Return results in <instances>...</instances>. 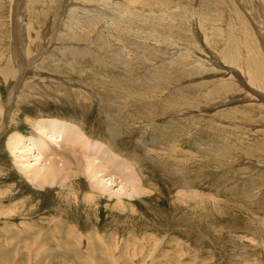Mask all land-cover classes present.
<instances>
[{
    "label": "rangeland",
    "instance_id": "rangeland-1",
    "mask_svg": "<svg viewBox=\"0 0 264 264\" xmlns=\"http://www.w3.org/2000/svg\"><path fill=\"white\" fill-rule=\"evenodd\" d=\"M14 87L0 264H264V0H0L3 105ZM27 118L80 126L145 193L29 183Z\"/></svg>",
    "mask_w": 264,
    "mask_h": 264
},
{
    "label": "bare ground",
    "instance_id": "bare-ground-1",
    "mask_svg": "<svg viewBox=\"0 0 264 264\" xmlns=\"http://www.w3.org/2000/svg\"><path fill=\"white\" fill-rule=\"evenodd\" d=\"M20 19L21 17H18L15 21L18 36L23 33H20L23 31ZM19 42L15 44V58L18 64H24L25 61L21 58L25 47L24 43ZM26 65L24 64V67L27 70L29 65ZM33 72L30 74L35 75ZM19 89L13 88L6 105L0 100V111L5 114L2 136L10 129V113L14 109L16 93ZM26 121L33 128L32 136L24 138L18 132L12 133L7 139V148L13 157L14 166L29 183L38 188L54 185L63 187L73 175H78L86 178L92 193L103 196L106 194L110 199L116 198L120 207L123 199H133L145 193L142 188L143 181L133 169L134 164L118 158L104 143L91 141L82 132L80 126L54 119L31 121L27 118ZM31 156H34V162L30 160Z\"/></svg>",
    "mask_w": 264,
    "mask_h": 264
}]
</instances>
